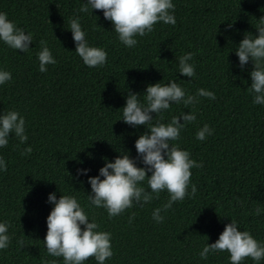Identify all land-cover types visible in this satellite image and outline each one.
Wrapping results in <instances>:
<instances>
[{"label":"trees","instance_id":"1","mask_svg":"<svg viewBox=\"0 0 264 264\" xmlns=\"http://www.w3.org/2000/svg\"><path fill=\"white\" fill-rule=\"evenodd\" d=\"M176 24L158 22L153 31L129 48L114 31L102 10L79 12L87 0H0V13L31 34L28 52L0 40V71L11 80L0 85V116L15 110L25 120V143L10 134L0 157V223L8 224L10 243L0 249V264H64L63 257L48 254L44 240L47 218L55 207L49 195L74 196L98 231L111 234L113 256L105 264H231L230 253H209L231 220L264 244V105L253 103L249 91L254 62L241 68L236 50L246 34L259 35L264 0H172ZM79 18L90 46L107 52V62L90 68L77 55L71 18ZM229 25H232L229 28ZM47 41L55 64L39 70L40 41ZM193 53L195 76L179 73V57ZM175 81L187 95L199 89L215 99L197 97L187 108L172 103L158 121L194 113L196 120L180 132L178 144L190 159L202 163L192 168L189 195L172 204L162 223L153 219L170 196L167 190L147 204L109 218L95 207L90 177L100 174L106 162L128 154L137 167L146 168L135 147L150 132L146 125L124 123L123 108L129 92L146 104V90L156 83ZM184 123L183 118L180 119ZM207 124L213 133L200 141L196 133ZM28 147L30 154L22 155ZM167 158V157H165ZM87 170L78 174V170ZM111 171V170H110ZM152 175L148 172V176ZM104 177H101L103 180ZM196 186L191 195V185ZM140 186L150 191L147 178ZM261 210L256 215L255 210ZM133 214H135L133 216ZM131 217V221H130ZM84 228L83 225H81ZM23 239L21 246L18 241ZM84 264H98L94 257ZM242 264H264L250 257Z\"/></svg>","mask_w":264,"mask_h":264},{"label":"clouds","instance_id":"2","mask_svg":"<svg viewBox=\"0 0 264 264\" xmlns=\"http://www.w3.org/2000/svg\"><path fill=\"white\" fill-rule=\"evenodd\" d=\"M89 6L92 10L103 11L105 19L113 23L120 41L129 48L138 43L135 39L137 35L143 37L152 32L156 23L162 21L165 24H176L175 16L172 14L175 10L172 0H87V3L79 8V12H88ZM260 20L261 24L257 27L259 35L253 38L246 34L236 54L241 68L250 59L254 62L249 91L254 94V104L264 105V18ZM231 27L232 25H229V28ZM68 29L73 34L75 52L85 65L95 68L102 67L107 62V52L104 49L89 45L79 18H71ZM0 40L9 47L26 53L33 37L8 20L6 13H0ZM40 44L39 70L46 72L47 65L55 64L56 60L47 46V41L41 40ZM193 55L187 53L179 57V73L183 76L190 78L195 76V66L189 63ZM11 78L10 72L0 71V85ZM139 96L129 92L122 120L131 126L146 125L150 130L141 135L135 144L139 156L147 167H137L136 162L128 154L118 156L114 163L106 162L98 176L89 178L92 188L89 200L95 207L105 208L109 218H112L131 208L133 202L150 203L154 198L153 193L158 198L161 191L167 190L170 196L168 202L163 208H156L153 212V219L157 223H162L164 216L161 212H167L173 203L182 201L189 195L191 169L201 168L203 164L190 159V153L182 150L178 144L171 143L179 140L181 129L187 123L196 120L194 113H183L181 116L173 117L167 124L158 121L155 125L152 124L151 114L159 115L163 110L169 109L174 102H183L187 108L198 103L199 96L212 100L216 97L214 92L204 89H199L195 95L186 96L185 90L175 81L166 85L162 83L149 85L145 94L146 104L140 102ZM181 117L184 123L180 122ZM13 133L22 144L28 139L25 135V120L15 110L0 116V147L7 146L9 136ZM212 133L213 129L205 124L196 133V138L203 141ZM31 152L32 148L28 147L22 155ZM0 170L7 171V163L2 157ZM86 172L87 170H78V174ZM148 172L152 173L150 177ZM101 177L104 179L101 180ZM146 178L150 191L140 186ZM196 191V186L192 184L191 195L194 196ZM48 202L55 205L47 218L48 231L44 240L49 255L63 257L64 264H84L91 257H94L98 264H105V261L113 256L111 234L98 231L95 222L89 223L88 216L74 196L62 195L57 200L56 194L52 193ZM255 213L260 215L261 210L257 208ZM8 227L6 222L0 223V249H6L10 243ZM18 243L23 246V239ZM222 251L230 253L231 264H242V261L249 257L257 262L264 259V244L254 239L248 231H241L235 220L226 225L215 243L206 244L199 255L201 259L206 260L209 253ZM50 264H57V261L52 260Z\"/></svg>","mask_w":264,"mask_h":264}]
</instances>
